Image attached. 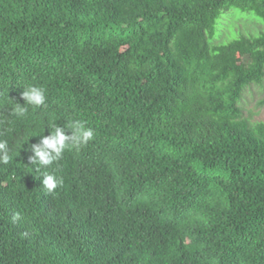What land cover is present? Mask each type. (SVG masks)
Masks as SVG:
<instances>
[{"label": "trees", "instance_id": "obj_1", "mask_svg": "<svg viewBox=\"0 0 264 264\" xmlns=\"http://www.w3.org/2000/svg\"><path fill=\"white\" fill-rule=\"evenodd\" d=\"M233 9L264 23V0H0V264H264V123L241 107L264 31L211 44ZM28 86L46 103L18 117ZM72 120L94 138L38 170Z\"/></svg>", "mask_w": 264, "mask_h": 264}, {"label": "clouds", "instance_id": "obj_2", "mask_svg": "<svg viewBox=\"0 0 264 264\" xmlns=\"http://www.w3.org/2000/svg\"><path fill=\"white\" fill-rule=\"evenodd\" d=\"M21 97L25 103H17L14 108V113L18 117H23L27 113L28 105L36 107L45 105L47 99L46 89L39 86H28L24 88ZM66 129L71 130L70 135L66 133ZM93 138V129L87 127L85 122L81 120H72L68 122L67 127L57 125L50 135H42L38 143L31 144L30 151L32 155L29 156V161L31 164H36L39 170L41 167L52 165L53 162L58 161L65 150L78 149ZM3 147L4 145L0 144V149ZM0 163H9V156L7 154L0 156ZM42 177V185L49 192L54 191L58 185L63 183L61 179L52 174L45 173Z\"/></svg>", "mask_w": 264, "mask_h": 264}, {"label": "rangeland", "instance_id": "obj_3", "mask_svg": "<svg viewBox=\"0 0 264 264\" xmlns=\"http://www.w3.org/2000/svg\"><path fill=\"white\" fill-rule=\"evenodd\" d=\"M218 27L222 28L216 31L214 39L210 40L211 44H227L241 36L258 37L264 31V23L260 18L237 9L223 15ZM241 107L250 123H264V83L245 91Z\"/></svg>", "mask_w": 264, "mask_h": 264}]
</instances>
